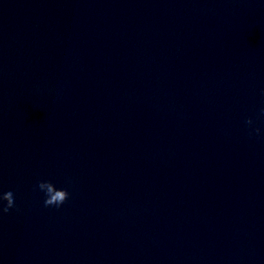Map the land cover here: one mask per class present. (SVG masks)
Returning <instances> with one entry per match:
<instances>
[{"label": "clouds", "instance_id": "1", "mask_svg": "<svg viewBox=\"0 0 264 264\" xmlns=\"http://www.w3.org/2000/svg\"><path fill=\"white\" fill-rule=\"evenodd\" d=\"M261 115H264V109H261ZM245 123L249 126L253 124L251 118L247 119ZM255 134L259 135L261 130L259 128L254 129ZM252 135V133H249ZM39 190L45 193L44 205L45 207L56 206L59 207L69 198V192L66 189H57L56 186L51 181H40L37 185ZM3 201L6 204L3 206L2 211L7 213L9 209L14 207L15 199L12 191H8L3 194Z\"/></svg>", "mask_w": 264, "mask_h": 264}]
</instances>
